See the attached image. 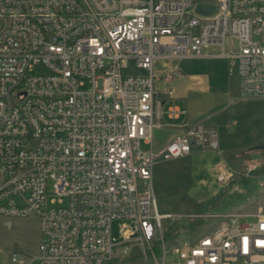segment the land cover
Here are the masks:
<instances>
[{"label": "built area", "instance_id": "obj_1", "mask_svg": "<svg viewBox=\"0 0 264 264\" xmlns=\"http://www.w3.org/2000/svg\"><path fill=\"white\" fill-rule=\"evenodd\" d=\"M199 4L215 13H196ZM200 59L226 60L238 97L264 100V0H0V218L36 216L40 231L35 255L11 253V264H264V205L157 208V162L219 148L205 120L165 122L185 111L155 89L157 61ZM164 127L181 131L154 150ZM258 165L218 166L216 181L245 193ZM175 219L187 228H172Z\"/></svg>", "mask_w": 264, "mask_h": 264}, {"label": "rangeland", "instance_id": "obj_2", "mask_svg": "<svg viewBox=\"0 0 264 264\" xmlns=\"http://www.w3.org/2000/svg\"><path fill=\"white\" fill-rule=\"evenodd\" d=\"M198 64L208 65V62L200 60L158 61L156 68L173 65L186 74L187 69ZM210 65L215 66L220 81L213 80L216 91L210 96L200 98V103L197 105L201 112L210 114L208 119L214 122L218 135L219 155L201 152L157 162L152 171V183L160 213L186 216L200 215L205 212L235 213L245 209L247 211L249 207L257 210L264 205V186L258 185L264 180V169L254 171L251 178L245 179V193H238L236 190L241 182H234L225 188L216 181V168L219 165L230 167L237 173L244 171L248 164L254 162H258L257 168L264 166V100L242 99L237 95L236 99L232 98L230 103L227 102L228 98L223 93V85L227 80L233 82L235 73H229L230 66L227 61L218 63L216 60ZM174 97L178 104L188 110V98L186 99L188 95L174 94ZM171 136L172 130L169 128L156 129L153 133V149H160L158 147L166 143ZM142 148L146 147L142 146ZM237 152L240 156L234 159L232 154ZM49 191H51L50 185ZM248 203L250 204L247 208ZM118 224L119 221L111 224V234L116 239L119 236ZM168 224L169 221L163 222L164 227ZM186 225L185 219H175L172 228L186 229ZM214 225L215 222L210 221L199 231L205 233L213 229ZM39 239V222L36 216L20 219L0 218V264H11L10 257L14 245L17 248L15 254L17 257L25 261L30 260L36 253ZM109 264L144 263L139 257H134L122 261L115 259Z\"/></svg>", "mask_w": 264, "mask_h": 264}, {"label": "crops", "instance_id": "obj_3", "mask_svg": "<svg viewBox=\"0 0 264 264\" xmlns=\"http://www.w3.org/2000/svg\"><path fill=\"white\" fill-rule=\"evenodd\" d=\"M216 60L218 63H222L223 61H226L223 59H200V61L208 62V65L198 64L195 67H191L190 68L191 70L187 69L186 74L184 73V71L181 70L183 72V75L181 77L173 79L169 83H165L160 76L162 75V73L164 71H172L178 67L173 66V65H168L165 68H163V67L156 68L158 61L155 63L154 71H155V69H157V73H155V74L157 76H159L158 80L155 82V89L158 92V98L163 102L164 106H166L172 100L185 111V115L182 116L176 122L169 121L166 118H165V122L175 124V125L184 124V125L188 126V125H192L194 123L205 120L208 127H212L215 129L214 122H211V120L208 119V118H210V114H204V112H201L199 105H197V104L200 103V98H202L204 96H208V95L210 96V94H213V92L216 91V87L213 86V80L220 81V78H219L218 73L215 70V66L210 65L211 63H213ZM234 73L235 72L230 73V74H234ZM234 76H235V79L233 80V82L230 80H227L226 82H224V85H223L224 91H223V89L221 90V91H223L224 95L227 96V98H228L227 102H229V103L232 101V98L236 99L237 95H238V82H237L236 73ZM180 80H184V81L179 82ZM219 83L222 84L223 82H219ZM182 84H183V87H181ZM165 88L168 90V94L163 93V90ZM183 89H185L186 91L184 92ZM183 93L185 94V96L188 95V97H186V99L188 98L187 99L188 110L185 109L182 105L178 104L175 97H174V94L180 95ZM164 128L171 129L172 130V136L170 137V139L166 143H163L158 148L163 147L175 135H177L181 131V129L177 128V127H164ZM256 144L258 145V143H256ZM205 152L215 153V154L219 155L218 151L217 152L205 151ZM239 154L240 153H238V152L233 153L232 157L234 159H238V157L240 156ZM219 166H223V165H219ZM216 171H217V168H216ZM250 203L247 204V208L249 207L248 205ZM249 208L247 209V211H246V209L243 210V212L244 211H246L247 213H255L256 212V210L251 209L252 207L250 208V210H249ZM235 213H237V212H235Z\"/></svg>", "mask_w": 264, "mask_h": 264}, {"label": "water", "instance_id": "obj_4", "mask_svg": "<svg viewBox=\"0 0 264 264\" xmlns=\"http://www.w3.org/2000/svg\"><path fill=\"white\" fill-rule=\"evenodd\" d=\"M196 13L204 16H210L215 13V7L212 4H199L195 9ZM13 253H17L16 245L13 246Z\"/></svg>", "mask_w": 264, "mask_h": 264}, {"label": "trees", "instance_id": "obj_5", "mask_svg": "<svg viewBox=\"0 0 264 264\" xmlns=\"http://www.w3.org/2000/svg\"><path fill=\"white\" fill-rule=\"evenodd\" d=\"M264 169V166L262 167V168H258V170H256V171H261V170H263Z\"/></svg>", "mask_w": 264, "mask_h": 264}]
</instances>
